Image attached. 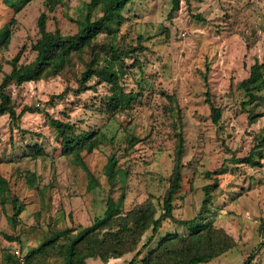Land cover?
Here are the masks:
<instances>
[{"label": "rangeland", "instance_id": "obj_1", "mask_svg": "<svg viewBox=\"0 0 264 264\" xmlns=\"http://www.w3.org/2000/svg\"><path fill=\"white\" fill-rule=\"evenodd\" d=\"M89 1L57 0L52 6L48 0H29L14 12L0 0V27L10 23L11 32L10 41L0 46V84L17 54L19 63L35 57L31 47L40 36L43 12L49 30L72 34L83 24ZM172 4L130 0L122 21L112 22L99 37L137 48L120 68V84L133 94L124 109L111 108L110 84L97 76L81 91L74 77L63 75L7 86L19 116L0 114V175L9 183V188L0 184V264H26L28 251L53 233L73 234L91 225L107 209L109 197L124 210L151 199L159 215L180 129L184 177L174 216L199 214L204 185L218 177L213 206L203 217L237 240L224 254L197 264H244L248 258L250 264H264V146L256 147L264 136V90L251 99L241 86L251 66L264 62V0H181L175 10ZM209 98L220 106L219 123L212 119ZM25 106L39 109L23 112ZM49 115L94 131L99 147L83 153L87 167L76 155L63 153ZM252 150L257 164L240 160ZM111 155L120 172L109 180ZM214 170L220 171L209 177ZM14 195L24 206L16 221ZM176 231L189 228L163 220L143 255ZM133 255L109 263L128 264ZM60 261L52 258L47 264ZM88 261L104 264L99 258ZM44 262L38 258L31 264Z\"/></svg>", "mask_w": 264, "mask_h": 264}, {"label": "trees", "instance_id": "obj_2", "mask_svg": "<svg viewBox=\"0 0 264 264\" xmlns=\"http://www.w3.org/2000/svg\"><path fill=\"white\" fill-rule=\"evenodd\" d=\"M14 12L20 11L29 0H2ZM53 6L57 0H48ZM130 0H90L86 4L83 24L77 32L64 34L59 29L47 28V14L43 12L39 18L40 36L32 43L35 57L28 63H19L20 54L12 60V69L4 76L0 84V114L9 113L17 118V110L12 94L6 90L13 82L17 85L25 81L47 79L55 75L66 78L74 77L79 86L78 91L86 87V83L94 76L110 84L111 96L109 105L113 110L124 109L131 103L132 92H125L120 84L122 70L126 67L124 58L137 50L129 45H118L110 38L101 41L100 35L110 30L112 22L123 19L122 11ZM190 2V0H187ZM172 10L179 7L181 0H172ZM10 23L0 27V46L10 41ZM133 48V49H131ZM124 65V66H123ZM241 86L249 93L251 99L264 90V62H255L251 66L250 75L243 80ZM58 95H63L58 94ZM212 119L219 123L221 109L217 103L209 98ZM38 107L25 106L23 112L36 110ZM52 126L60 136L63 153L74 154L84 166V152H92L98 148V138L92 130H81L76 123L65 121L49 115ZM182 119V117H181ZM95 136V137H94ZM185 138L182 129L178 132L176 161L174 171L169 178V186L161 201V213L151 199L137 204L131 209L124 210L112 197H109L107 209L102 215H97L91 225L85 226L76 233L66 230L64 233H53L39 246L32 248L25 256V263L31 264L49 259H61L59 264H89V258H99L104 264H111L113 257L134 252L128 264H197L209 262L235 247L237 240L223 226L206 220L204 212H210L213 206L214 191L219 187L217 175L221 170L208 171L207 175L214 178L213 183L204 185L205 196L199 214L192 218H176L174 216V200L182 187L184 172L182 158L185 149ZM264 146V136L256 147ZM38 149V148H37ZM34 151V150H33ZM39 151H44L39 147ZM254 150L242 161L257 164ZM87 167V166H86ZM108 179L111 180L120 169L117 167V158L111 155L107 164ZM90 171V170H89ZM91 178L90 185L97 184ZM30 181L29 177H26ZM93 183V184H92ZM1 187H8L9 183L0 175ZM13 215L16 221L24 206L19 203L18 196L12 198ZM122 203V199H121ZM165 219L176 222L189 228V232H170L160 237L157 245L143 255L155 240L162 222ZM141 256V257H139ZM248 258L244 264H250Z\"/></svg>", "mask_w": 264, "mask_h": 264}]
</instances>
